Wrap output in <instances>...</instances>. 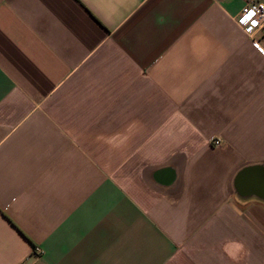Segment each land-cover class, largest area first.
I'll use <instances>...</instances> for the list:
<instances>
[{"label":"crops","instance_id":"obj_1","mask_svg":"<svg viewBox=\"0 0 264 264\" xmlns=\"http://www.w3.org/2000/svg\"><path fill=\"white\" fill-rule=\"evenodd\" d=\"M245 3L0 0V264H264Z\"/></svg>","mask_w":264,"mask_h":264},{"label":"built area","instance_id":"obj_2","mask_svg":"<svg viewBox=\"0 0 264 264\" xmlns=\"http://www.w3.org/2000/svg\"><path fill=\"white\" fill-rule=\"evenodd\" d=\"M234 19L248 36L255 39L257 33L264 30V0H246ZM215 144H220V140L215 139Z\"/></svg>","mask_w":264,"mask_h":264},{"label":"water","instance_id":"obj_3","mask_svg":"<svg viewBox=\"0 0 264 264\" xmlns=\"http://www.w3.org/2000/svg\"><path fill=\"white\" fill-rule=\"evenodd\" d=\"M246 171H248V170H244V171H242V173L239 175V178H240L241 175H243Z\"/></svg>","mask_w":264,"mask_h":264}]
</instances>
